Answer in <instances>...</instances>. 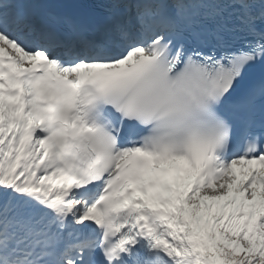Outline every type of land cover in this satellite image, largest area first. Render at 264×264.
<instances>
[{
	"label": "snow or ice",
	"instance_id": "1",
	"mask_svg": "<svg viewBox=\"0 0 264 264\" xmlns=\"http://www.w3.org/2000/svg\"><path fill=\"white\" fill-rule=\"evenodd\" d=\"M0 264H264V0H0Z\"/></svg>",
	"mask_w": 264,
	"mask_h": 264
}]
</instances>
